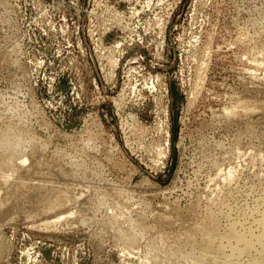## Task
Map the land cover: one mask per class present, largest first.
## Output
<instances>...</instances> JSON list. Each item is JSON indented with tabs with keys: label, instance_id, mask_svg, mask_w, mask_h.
Masks as SVG:
<instances>
[{
	"label": "rangeland",
	"instance_id": "1",
	"mask_svg": "<svg viewBox=\"0 0 264 264\" xmlns=\"http://www.w3.org/2000/svg\"><path fill=\"white\" fill-rule=\"evenodd\" d=\"M263 206L264 0H0V264H222Z\"/></svg>",
	"mask_w": 264,
	"mask_h": 264
},
{
	"label": "bare ground",
	"instance_id": "2",
	"mask_svg": "<svg viewBox=\"0 0 264 264\" xmlns=\"http://www.w3.org/2000/svg\"><path fill=\"white\" fill-rule=\"evenodd\" d=\"M255 210L257 209L255 208ZM258 216L259 217L255 218L256 220L254 219L256 221L255 225L257 224V227L260 229L259 233L256 234L254 233L255 228L254 229L247 228L244 231H240L236 227V222L229 224V226L227 225L228 227L224 229V231L221 230L220 232L217 230L218 228H210L208 230L206 229L205 239L202 237L205 240V242L201 245V248L203 250L202 256H206V255L210 256L212 254L213 256L216 255L214 254L215 252L214 253L212 252V254L210 252V255L207 254L209 252V249L212 250V248H214L216 249L217 255H219L220 253L221 255H224L225 259L222 260L223 262L222 264H240L239 258L242 259V256L247 257L248 255H250V253L257 251V255H255V253L254 256L250 255L251 256L250 261H248L249 264H264V208L260 211V214ZM238 224H240V227L243 226V222L242 223L239 222ZM243 228L245 229L246 227L243 226ZM217 239L219 241L218 242L219 244L217 243L216 244L217 246L214 247L213 241ZM226 248L230 249L228 253L225 252ZM202 256L199 259L202 260L203 259ZM221 259L223 258L221 257Z\"/></svg>",
	"mask_w": 264,
	"mask_h": 264
}]
</instances>
